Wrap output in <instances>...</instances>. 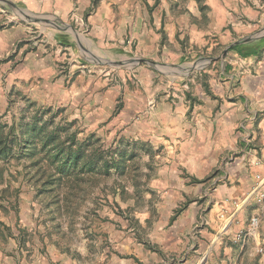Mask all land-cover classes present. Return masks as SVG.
Wrapping results in <instances>:
<instances>
[{"label":"crops","instance_id":"0c3cea01","mask_svg":"<svg viewBox=\"0 0 264 264\" xmlns=\"http://www.w3.org/2000/svg\"><path fill=\"white\" fill-rule=\"evenodd\" d=\"M154 4L151 0H0V53L15 52L8 88L22 89L32 99L48 101L56 94L69 101L76 91L85 94L89 86L94 85V91L101 83L83 70L76 75L79 53L107 62H136L137 88L134 93L127 91L119 117L131 122L127 128L136 135L161 142L173 158L168 173L179 187L176 200L193 193L206 197L205 208L190 203L171 222L169 240L174 246L170 249L185 250L174 264H264V251L257 253L259 244L264 247V222L256 229L249 226L250 217L264 218V206L253 192L256 174L262 172L255 162L264 159V1H207L210 13L205 12L208 21L201 32L193 26L187 29V21L199 15L196 9L190 8L189 18L179 23L164 8L176 2L157 5L161 12L150 14L148 8ZM163 8L169 21L168 41L177 49L174 36L185 26L180 35L187 38L185 54L160 44ZM80 31L85 32L83 38ZM213 41L221 45L216 55L210 54ZM141 57L153 63L160 58L181 62L168 77L182 87L174 99L154 101L161 75L151 62L139 63ZM64 60L71 74L66 80L58 67ZM214 168L220 170L210 193L213 180L205 179ZM182 171L185 178L178 177ZM189 180L196 183L186 185ZM198 218L202 239L184 241L183 228ZM240 230L244 235L236 240ZM3 233L0 264H17L23 253L16 237L19 231L12 226L10 237Z\"/></svg>","mask_w":264,"mask_h":264},{"label":"rangeland","instance_id":"374dc122","mask_svg":"<svg viewBox=\"0 0 264 264\" xmlns=\"http://www.w3.org/2000/svg\"><path fill=\"white\" fill-rule=\"evenodd\" d=\"M151 1L155 4L148 8L150 14L161 12L155 9L157 5L176 2L174 7L166 5L164 8L179 23L189 18L190 8L196 9L199 17L190 18L187 29L193 26L199 32L205 30L208 21L205 12L210 13L206 2L211 3L212 0ZM244 1L250 3L251 0ZM164 8L158 29L160 44L165 45L168 51L185 54L187 38L186 35L181 37L185 26L181 25L179 34L174 36L180 45L177 49L168 41L169 21ZM78 33L83 38L85 32ZM22 43L19 42L20 45ZM212 45L210 54H218L221 45L215 41ZM88 55H77L76 60L80 62L76 61V75L80 70L85 74L96 75L101 83L95 90L92 85L85 94L80 95L76 91L74 98L69 101H61L56 94L50 100L42 101L38 96L32 99L22 89L13 91L8 88V73L14 66L15 52H1L0 114L7 110L4 118L9 122L11 113H16L18 107L24 104V101L18 99V94L35 101L41 107L59 109L61 114L55 118L56 122L61 117L63 123L73 121V125L66 128L67 133L62 134L60 139L77 129L78 140L89 143L87 151L98 149L105 153L108 148L115 150L119 147V156L124 149L126 154L122 172L112 167L107 171L102 162H96L88 172L70 168L58 184H51L47 174L41 176L37 166H33L35 157H26L30 149L21 158H13L5 163L0 161L1 234L5 231L10 237L12 226L19 231L16 237L23 253H20L17 264H174L184 256L185 250L177 253L170 249V246H174L169 240L171 222L190 203L196 206L202 203L205 208L206 197L193 193L176 200L174 192L179 187L175 176L170 177L168 173L173 158L168 156L161 142H155L143 133L136 135L134 129L127 128L131 122H122L119 117L127 91L134 93L137 88L138 78L134 71L137 63L130 59L107 62L106 59ZM145 62H151L161 75L160 88L153 96L154 101L174 99L182 87L176 86L168 77L177 72L181 62L160 58L159 62L153 63L152 59L141 57L139 63ZM58 67L60 75L65 80L69 79L71 74L68 63L64 60ZM198 80L199 76L194 78L195 82ZM8 97L17 100L10 107ZM92 134L93 137H90ZM219 170L212 169L205 179L213 180L210 193L216 185L215 177ZM184 176V171L178 174L180 178ZM195 183L189 180L186 185ZM201 227L199 218L189 228L184 227L183 240L193 237L192 241L198 242L202 239L199 232ZM243 235V230H240L235 239H241ZM263 251L264 247L259 244L257 253Z\"/></svg>","mask_w":264,"mask_h":264},{"label":"trees","instance_id":"16d2710c","mask_svg":"<svg viewBox=\"0 0 264 264\" xmlns=\"http://www.w3.org/2000/svg\"><path fill=\"white\" fill-rule=\"evenodd\" d=\"M19 95L18 99L24 101V104L18 107L16 113H11L9 122L4 118L7 110L0 114L1 162L21 158L27 154L25 151L30 149V154L26 157H35L33 166H37V172H41V176L47 174L51 184H58L70 168L88 172L96 162H102L107 171L112 167L122 172V162L126 154L124 149L119 156V147L115 150L108 148L105 153L98 149L87 151L89 143L78 140L77 129L60 139L62 134L67 133L66 128L73 125V121L63 123L64 119L61 117L59 122H56L55 118L61 114V110L41 107L26 96ZM16 101L8 97L9 107ZM90 137H93V134ZM127 151L129 153V150Z\"/></svg>","mask_w":264,"mask_h":264},{"label":"built area","instance_id":"2783aa9c","mask_svg":"<svg viewBox=\"0 0 264 264\" xmlns=\"http://www.w3.org/2000/svg\"><path fill=\"white\" fill-rule=\"evenodd\" d=\"M256 165H258L261 168V173L256 174V185L254 187V195H255V199L257 200V202H259L260 204H262L264 206V159H258L255 162ZM221 217H224V213H222L220 215ZM264 222V218H261L258 215L252 216L250 218V222H249V226L251 229H256L258 228L259 224L261 222ZM230 223V220H228L227 225ZM240 236V234L238 235V237Z\"/></svg>","mask_w":264,"mask_h":264}]
</instances>
